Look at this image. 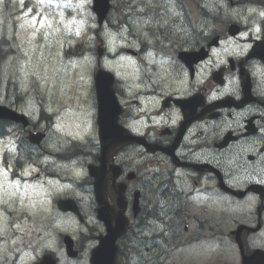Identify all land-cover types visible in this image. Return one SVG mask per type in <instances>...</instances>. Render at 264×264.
<instances>
[{"label": "flooded vegetation", "instance_id": "1", "mask_svg": "<svg viewBox=\"0 0 264 264\" xmlns=\"http://www.w3.org/2000/svg\"><path fill=\"white\" fill-rule=\"evenodd\" d=\"M221 5L242 16L198 27L197 7L183 0H130L123 24L138 46L122 52L137 58L139 75L113 92L123 106L118 123L142 141L103 156L91 91L85 116L69 123L80 141L59 152L79 173L80 217L54 210L37 238L48 241L26 246L28 259L0 248V264H242V244L246 254L264 250V63L248 57L264 41V2ZM182 53L204 59L192 64ZM50 123L18 127L47 139Z\"/></svg>", "mask_w": 264, "mask_h": 264}, {"label": "rangeland", "instance_id": "2", "mask_svg": "<svg viewBox=\"0 0 264 264\" xmlns=\"http://www.w3.org/2000/svg\"><path fill=\"white\" fill-rule=\"evenodd\" d=\"M88 1L51 0L49 3V0H44V3H41L40 0H2L0 2V38L5 39L7 43L6 50L10 52L6 63L5 81L6 83L9 81L22 83V86L25 87L30 85L29 91L35 94V98L38 96L39 99H47L44 107L49 109V111L55 108L57 103H63V105L68 103L75 104L84 99L83 90H86L87 86L83 82L87 80L84 76L83 68L79 67L80 64H75L76 60H71V63H67L65 57H63V52L68 44L76 43L77 41L85 43L83 35L89 41L95 40V37L88 32L90 28L94 29L95 27L93 15L84 10ZM118 1L119 4L124 2V0ZM206 1L210 4L214 3V0ZM189 7L193 6L187 4L186 8ZM16 9L22 10L20 13H16ZM34 9L36 11L31 14ZM223 9L226 17L228 12H233ZM71 11H77L78 13ZM118 11V18L121 20L122 10L118 9ZM130 17L133 18L132 14ZM164 17L162 22L168 26L172 21L169 17ZM193 17L196 19L199 16L194 15ZM207 18L200 15L199 22L206 21ZM115 19L117 18L111 15L110 22L113 24ZM41 20L44 21L43 24L40 23ZM131 23L133 26L136 24L135 20ZM140 26L144 28L147 25L142 22ZM135 27H139V25H135ZM125 31V29H122L121 34L126 33ZM100 35L106 40L110 49L113 45H116L113 41L111 29L107 26ZM58 41H61L62 44ZM148 61L151 60L147 57L142 62L149 64ZM118 63L122 67L121 72L118 71L120 68ZM113 64L114 66L109 68L107 61L104 62V66L112 70L121 81L126 82L131 76L137 78V75H139L136 61L119 58ZM93 65L94 62L90 66L92 67ZM85 69L86 66H84ZM57 92L60 94L57 95ZM71 98L73 99L70 102L69 99ZM2 173L3 171L0 167V188L4 183ZM24 195L25 192L22 193V196ZM4 226V219L0 215L1 234L4 232Z\"/></svg>", "mask_w": 264, "mask_h": 264}, {"label": "water", "instance_id": "3", "mask_svg": "<svg viewBox=\"0 0 264 264\" xmlns=\"http://www.w3.org/2000/svg\"><path fill=\"white\" fill-rule=\"evenodd\" d=\"M94 6H93V11L100 17H102L105 12L108 9V2L109 0H93ZM97 93H98V99L101 97L100 103H99V115L105 114V107L108 106V101L103 97L104 89H105V80H100L98 81L97 85ZM4 115V110L0 107V118H3ZM8 118L10 115H6ZM12 120H21V118H17L15 116L11 117Z\"/></svg>", "mask_w": 264, "mask_h": 264}, {"label": "trees", "instance_id": "4", "mask_svg": "<svg viewBox=\"0 0 264 264\" xmlns=\"http://www.w3.org/2000/svg\"><path fill=\"white\" fill-rule=\"evenodd\" d=\"M2 60V45H0V63ZM0 84H1V75H0Z\"/></svg>", "mask_w": 264, "mask_h": 264}, {"label": "snow or ice", "instance_id": "5", "mask_svg": "<svg viewBox=\"0 0 264 264\" xmlns=\"http://www.w3.org/2000/svg\"><path fill=\"white\" fill-rule=\"evenodd\" d=\"M0 2H2V0H0ZM40 2H41V3H44V0H40ZM50 2H51V0H49V3H50ZM34 22H35V21H34ZM40 23H41V24H43V23H44V21H43V20H41V21H40ZM49 26H50V25H49Z\"/></svg>", "mask_w": 264, "mask_h": 264}]
</instances>
